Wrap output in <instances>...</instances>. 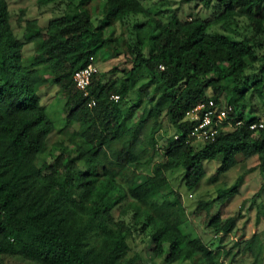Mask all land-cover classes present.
Instances as JSON below:
<instances>
[{"label":"trees","instance_id":"1","mask_svg":"<svg viewBox=\"0 0 264 264\" xmlns=\"http://www.w3.org/2000/svg\"><path fill=\"white\" fill-rule=\"evenodd\" d=\"M163 1L37 0L48 22L24 20L19 36L9 1L0 0V264L6 255L39 264H143L139 253L131 254L138 238L152 242L166 264H220L236 219L210 217L208 227L222 234L218 246L187 233L185 207L168 172L183 169L187 188L194 189L208 161L221 159L217 173L223 174L240 156H257L254 169L264 173V128L250 127L259 119L246 117L244 103L249 85L264 97V0H202L209 17L192 19L158 9ZM118 26L117 36L106 34ZM106 52L124 54L126 64L114 67L120 73L114 79L95 76L85 95L74 73ZM50 85L66 98L60 133L70 132L54 143L53 161L42 158L55 129L43 102ZM219 93L230 98L233 123H244L196 148L187 142L194 124L185 118L202 100L222 102ZM143 96L146 118L144 109L135 116L138 102H129ZM164 113L175 133L165 137L164 157L142 179L138 167L156 157ZM243 177L227 196L238 193ZM197 207L195 213H210L213 201ZM244 250L264 264V230Z\"/></svg>","mask_w":264,"mask_h":264},{"label":"rangeland","instance_id":"2","mask_svg":"<svg viewBox=\"0 0 264 264\" xmlns=\"http://www.w3.org/2000/svg\"><path fill=\"white\" fill-rule=\"evenodd\" d=\"M10 4L12 23L16 33L21 36L24 31V20L41 18L42 13L38 9L37 0H8ZM158 2V1H157ZM156 7L175 10L182 19H192L198 17L208 18L210 12L202 5V0H165ZM22 9L25 12L22 14ZM23 16V21H19V16ZM41 18L42 25L48 22L47 16ZM51 15V14H50ZM216 30V27L213 28ZM105 32L108 36L114 37L120 33L118 27H107ZM229 33V31H227ZM29 53H32L34 45L27 46ZM126 61L125 55L110 58L109 53L102 55V58L97 62L100 67L98 76L107 78H116L120 73L113 71L114 67L124 68ZM253 72L251 71V74ZM264 90V88H263ZM44 104L47 111L55 123V129L49 134L44 146L42 155L43 159L53 161V145L62 137L66 139L69 129L66 128L65 134L60 131L66 127V98L61 94L58 86L50 85L43 89ZM223 104L228 105L229 96L226 93H219ZM208 96L214 97V91L209 90ZM130 103L138 102L139 107L135 110V116L143 111L144 117H148L149 109L145 108L146 97L143 96L129 98ZM246 105V117L249 119L256 118L264 122V97L260 96L254 86H247V97L244 100ZM140 111V112H139ZM239 111V109H238ZM151 125V122H149ZM149 125V126H150ZM230 129V128H229ZM175 133V128L170 116L164 113L158 123L156 138L158 139V149L153 162L141 165L138 167L142 179L147 174H152L154 164L164 157L165 137ZM204 143H195L194 147L200 148ZM62 151L61 147L56 150L55 154ZM240 162L237 166L229 171L218 174L217 169L221 159L208 161L206 163L207 174L201 183L194 189H188L185 184V171L176 169L168 172V179L175 193L180 194L182 204L185 211L181 212L183 219V227L185 231L193 236H199L204 241L212 246L220 245L219 241L222 234L216 233L208 227V221L212 215L220 213L224 219L234 217L236 219L235 229L226 237L223 243V254L220 264H258L254 256L249 251H245L244 247L247 240L257 233H262L264 230V173L259 168L254 169L258 165L259 159L257 156L244 158L240 156ZM134 166V165H133ZM254 169V170H252ZM244 176L237 186L238 193L233 196H227L225 191H229L240 176ZM223 190V192H222ZM222 194V196H221ZM225 195V196H224ZM172 193L170 197H173ZM200 201H213V207L210 213L203 208L199 213H195L198 209ZM115 215H120V208L114 209ZM154 245L152 242L144 245L139 238L131 243V254L139 253L143 264H166L163 259L157 258L153 252ZM1 264H39L29 259L20 256L6 255L2 258Z\"/></svg>","mask_w":264,"mask_h":264},{"label":"built area","instance_id":"3","mask_svg":"<svg viewBox=\"0 0 264 264\" xmlns=\"http://www.w3.org/2000/svg\"><path fill=\"white\" fill-rule=\"evenodd\" d=\"M164 69V67H162ZM100 72V67L97 63H90L88 66L77 70L74 73L73 79L76 86L88 95V87L95 76ZM113 99L118 100L119 95H113ZM96 100L93 99L90 105H95ZM233 107L217 102L214 98L202 100L198 102L189 112L186 120L193 122V128L189 133L187 142L194 145L195 143H205L210 139H214L221 129H229L234 126H239L244 123L243 120H238L233 123L235 115H231ZM252 129L264 128V122L256 121L250 124Z\"/></svg>","mask_w":264,"mask_h":264}]
</instances>
